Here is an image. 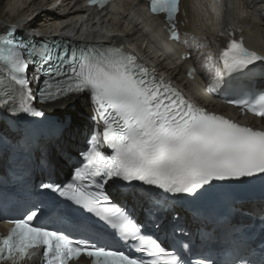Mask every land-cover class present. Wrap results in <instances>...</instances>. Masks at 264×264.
<instances>
[{
  "label": "snow or ice",
  "instance_id": "obj_1",
  "mask_svg": "<svg viewBox=\"0 0 264 264\" xmlns=\"http://www.w3.org/2000/svg\"><path fill=\"white\" fill-rule=\"evenodd\" d=\"M141 3L147 6V15L137 16L144 32L168 54L177 50L165 41L182 45L180 60H193L185 75L195 80L199 71L210 95L218 96L223 76L264 65V52L247 47L243 29L230 23L214 28L211 38L188 31L189 8L219 25L239 11L231 0H140L132 6L134 16ZM87 4L101 13L109 5L117 10L112 0ZM155 18L163 22L160 32L151 23ZM105 39L88 43L81 32L84 42L57 43L11 26L0 30V145L19 141L21 121L45 118L39 105L66 110L83 101L93 122L83 149H74L76 127L61 121L65 144L56 158L39 154L48 175L34 186L35 199L17 215L0 212L10 225L0 235V264H31L36 257L37 264H217L202 253L200 237L177 205L225 199L243 215L252 211L242 202L259 180L264 214V126L201 106L156 65L117 44L111 32ZM225 102L241 117L264 122V90ZM62 168L67 174L59 179ZM260 253L259 260L237 253L229 264H264V243Z\"/></svg>",
  "mask_w": 264,
  "mask_h": 264
},
{
  "label": "bare ground",
  "instance_id": "obj_2",
  "mask_svg": "<svg viewBox=\"0 0 264 264\" xmlns=\"http://www.w3.org/2000/svg\"><path fill=\"white\" fill-rule=\"evenodd\" d=\"M249 2H254V8L249 7V4L246 3L244 0H237L236 4L240 6L239 11H234V22L239 24V20L244 18L246 14H250V22L252 23V27L257 31V33L261 36H264V0H248ZM57 0H0V29L4 28L6 25H23L27 22L28 28L33 27H40L44 28L49 23L46 19H53L54 17L57 19L64 18L65 27L76 31L81 30L79 25H76V20L69 18V15L63 16L60 15L61 11H65L67 8L62 10H57L55 8ZM63 2H66L65 0ZM122 5H118L117 8H121ZM246 7V8H245ZM123 8L131 13V7L129 4L125 3ZM145 9L143 6L142 10ZM62 11V12H63ZM144 12V11H142ZM141 12V13H142ZM144 14V13H143ZM35 16V17H34ZM120 15H114L113 20L116 22ZM197 18V25L196 31L199 33L200 36H205L206 34L211 38L210 28L203 29L202 26L206 27L205 23L200 22L203 18L196 16ZM194 21V16H193ZM155 22L162 23L160 18H155ZM64 23V22H63ZM130 24H134V19L130 20ZM211 27L217 26V23L214 18H212V23L210 24ZM88 31V26L85 27ZM152 48L162 54V47L158 42L151 43ZM158 56V55H157ZM162 56H164L162 54ZM207 80V78H206ZM264 81V79H263ZM264 85V82H261ZM63 105H57L53 107L50 111L51 112H58L63 110ZM87 106L84 104L83 101L77 104L76 111L74 113V118L76 123H80L83 126H88L89 122L83 115H88Z\"/></svg>",
  "mask_w": 264,
  "mask_h": 264
}]
</instances>
